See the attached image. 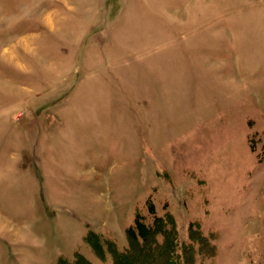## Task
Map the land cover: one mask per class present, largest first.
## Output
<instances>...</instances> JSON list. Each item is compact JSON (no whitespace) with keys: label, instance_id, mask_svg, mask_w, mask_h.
Here are the masks:
<instances>
[{"label":"rangeland","instance_id":"374dc122","mask_svg":"<svg viewBox=\"0 0 264 264\" xmlns=\"http://www.w3.org/2000/svg\"><path fill=\"white\" fill-rule=\"evenodd\" d=\"M137 215L264 264V0H0V264L120 263Z\"/></svg>","mask_w":264,"mask_h":264},{"label":"trees","instance_id":"16d2710c","mask_svg":"<svg viewBox=\"0 0 264 264\" xmlns=\"http://www.w3.org/2000/svg\"><path fill=\"white\" fill-rule=\"evenodd\" d=\"M150 211H153L152 205H150ZM156 230L155 226L148 225L140 216H135L126 232L130 239L134 241L140 239L143 250L136 256L124 252V255H121L120 263L118 261L117 264H153L155 259H160L161 264H192L190 252L181 249L180 254H178L173 249L176 245H173L167 237L157 244L152 238V236L155 237Z\"/></svg>","mask_w":264,"mask_h":264}]
</instances>
